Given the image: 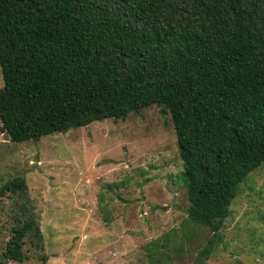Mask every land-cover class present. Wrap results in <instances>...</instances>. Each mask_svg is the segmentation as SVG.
Here are the masks:
<instances>
[{
	"label": "trees",
	"instance_id": "16d2710c",
	"mask_svg": "<svg viewBox=\"0 0 264 264\" xmlns=\"http://www.w3.org/2000/svg\"><path fill=\"white\" fill-rule=\"evenodd\" d=\"M0 68L13 143L153 106L169 116L186 178L183 227L212 233L196 257L209 260L264 164V0H0ZM4 197L0 264L23 263L27 245L44 244L25 178L0 186ZM166 248L156 239L145 250L155 263L172 258Z\"/></svg>",
	"mask_w": 264,
	"mask_h": 264
},
{
	"label": "rangeland",
	"instance_id": "374dc122",
	"mask_svg": "<svg viewBox=\"0 0 264 264\" xmlns=\"http://www.w3.org/2000/svg\"><path fill=\"white\" fill-rule=\"evenodd\" d=\"M183 171L174 126L156 106L22 143L10 141L0 121V186L25 178L44 243L27 245L23 263L7 264H197L213 235L183 227ZM4 205L9 197L0 200V224ZM231 212L223 242L205 264H264V164L248 176ZM190 229L194 238L187 240ZM156 239L170 260H149L145 249Z\"/></svg>",
	"mask_w": 264,
	"mask_h": 264
}]
</instances>
